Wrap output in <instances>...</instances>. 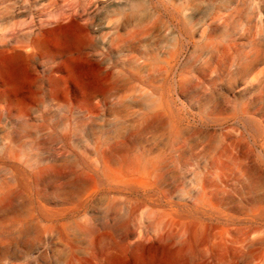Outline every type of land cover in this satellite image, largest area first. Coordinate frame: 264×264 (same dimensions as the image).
Masks as SVG:
<instances>
[{
  "label": "rangeland",
  "instance_id": "1",
  "mask_svg": "<svg viewBox=\"0 0 264 264\" xmlns=\"http://www.w3.org/2000/svg\"><path fill=\"white\" fill-rule=\"evenodd\" d=\"M262 215L264 0H0V264H235Z\"/></svg>",
  "mask_w": 264,
  "mask_h": 264
},
{
  "label": "bare ground",
  "instance_id": "2",
  "mask_svg": "<svg viewBox=\"0 0 264 264\" xmlns=\"http://www.w3.org/2000/svg\"><path fill=\"white\" fill-rule=\"evenodd\" d=\"M261 220L264 221V215ZM227 260L235 264H264V238L259 235L255 236L245 246V249H241L234 255H228Z\"/></svg>",
  "mask_w": 264,
  "mask_h": 264
}]
</instances>
